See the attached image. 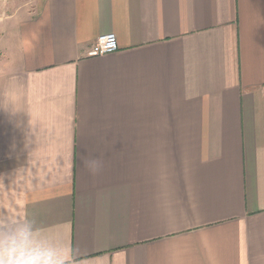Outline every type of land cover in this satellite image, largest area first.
Listing matches in <instances>:
<instances>
[{
    "label": "crops",
    "instance_id": "obj_1",
    "mask_svg": "<svg viewBox=\"0 0 264 264\" xmlns=\"http://www.w3.org/2000/svg\"><path fill=\"white\" fill-rule=\"evenodd\" d=\"M13 222L71 264H264V0L0 3Z\"/></svg>",
    "mask_w": 264,
    "mask_h": 264
},
{
    "label": "clouds",
    "instance_id": "obj_2",
    "mask_svg": "<svg viewBox=\"0 0 264 264\" xmlns=\"http://www.w3.org/2000/svg\"><path fill=\"white\" fill-rule=\"evenodd\" d=\"M96 173L97 158L86 162ZM71 250L62 242L42 235L30 222L0 225V264H71Z\"/></svg>",
    "mask_w": 264,
    "mask_h": 264
},
{
    "label": "built area",
    "instance_id": "obj_3",
    "mask_svg": "<svg viewBox=\"0 0 264 264\" xmlns=\"http://www.w3.org/2000/svg\"><path fill=\"white\" fill-rule=\"evenodd\" d=\"M9 0H0V3H6ZM119 49L118 40L115 34L100 36L92 46L90 53L92 55H105L115 52Z\"/></svg>",
    "mask_w": 264,
    "mask_h": 264
}]
</instances>
